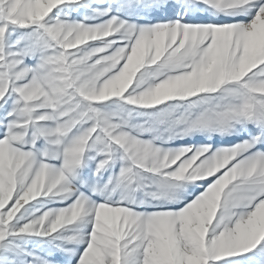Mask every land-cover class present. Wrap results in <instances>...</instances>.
<instances>
[{"label":"snow or ice","instance_id":"1","mask_svg":"<svg viewBox=\"0 0 264 264\" xmlns=\"http://www.w3.org/2000/svg\"><path fill=\"white\" fill-rule=\"evenodd\" d=\"M0 264H264V0H0Z\"/></svg>","mask_w":264,"mask_h":264}]
</instances>
